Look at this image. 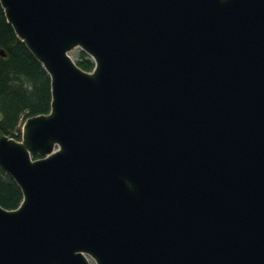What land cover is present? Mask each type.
<instances>
[{"label": "water", "instance_id": "1", "mask_svg": "<svg viewBox=\"0 0 264 264\" xmlns=\"http://www.w3.org/2000/svg\"><path fill=\"white\" fill-rule=\"evenodd\" d=\"M0 6L51 93L0 131V264H264V0Z\"/></svg>", "mask_w": 264, "mask_h": 264}, {"label": "trees", "instance_id": "2", "mask_svg": "<svg viewBox=\"0 0 264 264\" xmlns=\"http://www.w3.org/2000/svg\"><path fill=\"white\" fill-rule=\"evenodd\" d=\"M0 131L21 140L20 123L28 117L50 110V79L41 64L17 38L0 6ZM76 64L91 71L94 63L81 52ZM33 158H37L34 156ZM22 193L14 180L0 167V206L15 209Z\"/></svg>", "mask_w": 264, "mask_h": 264}, {"label": "rangeland", "instance_id": "3", "mask_svg": "<svg viewBox=\"0 0 264 264\" xmlns=\"http://www.w3.org/2000/svg\"><path fill=\"white\" fill-rule=\"evenodd\" d=\"M81 52H83L81 50V48L77 47V48H73L70 52H69V56L70 58L76 62L78 60L81 59ZM86 54V53H85ZM24 120L20 123V129L22 127V124H23ZM90 263L94 264L93 260L90 259Z\"/></svg>", "mask_w": 264, "mask_h": 264}, {"label": "built area", "instance_id": "4", "mask_svg": "<svg viewBox=\"0 0 264 264\" xmlns=\"http://www.w3.org/2000/svg\"><path fill=\"white\" fill-rule=\"evenodd\" d=\"M20 131H21V129H20Z\"/></svg>", "mask_w": 264, "mask_h": 264}]
</instances>
